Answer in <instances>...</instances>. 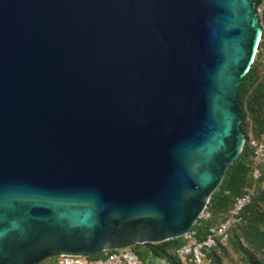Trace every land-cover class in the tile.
<instances>
[{
	"label": "water",
	"instance_id": "95a60500",
	"mask_svg": "<svg viewBox=\"0 0 264 264\" xmlns=\"http://www.w3.org/2000/svg\"><path fill=\"white\" fill-rule=\"evenodd\" d=\"M255 0H0V264L193 228L243 151Z\"/></svg>",
	"mask_w": 264,
	"mask_h": 264
},
{
	"label": "trees",
	"instance_id": "16d2710c",
	"mask_svg": "<svg viewBox=\"0 0 264 264\" xmlns=\"http://www.w3.org/2000/svg\"><path fill=\"white\" fill-rule=\"evenodd\" d=\"M257 8L263 0H255ZM264 29V11L260 15ZM241 109V128L246 134V144L236 161L227 170L220 187L211 196L207 206L209 217L199 218L193 228L197 236L203 238L210 227L222 223L240 195L254 189L252 201L242 212V221L237 223L228 238L219 237L207 258L201 264H264V163L257 166L252 139L264 141V32L257 56L248 73L243 77L238 93ZM256 167L261 175L254 177ZM185 243L184 237L173 238L159 243L168 255L147 245L131 248L138 254L143 264H150V258L165 260L164 264H197L178 253ZM99 253L92 258H98ZM49 259L43 264H50Z\"/></svg>",
	"mask_w": 264,
	"mask_h": 264
},
{
	"label": "built area",
	"instance_id": "2783aa9c",
	"mask_svg": "<svg viewBox=\"0 0 264 264\" xmlns=\"http://www.w3.org/2000/svg\"><path fill=\"white\" fill-rule=\"evenodd\" d=\"M264 5V0H263ZM260 9V7L257 8ZM263 36V35H262ZM262 39V38H261ZM251 145L255 150L257 166L264 163V141L252 139ZM261 175L259 167L254 171V177L258 179ZM254 189L237 197L228 217L220 224L210 227L208 234L199 238L197 231L192 228L183 237L185 243L178 249V253L188 257L193 263L201 264L207 258L208 252L217 245L218 238H228L233 227L242 221V212L252 201ZM207 208L200 218L209 217ZM98 258L92 256L61 255L53 258L50 264H143L138 254L131 248L106 250Z\"/></svg>",
	"mask_w": 264,
	"mask_h": 264
},
{
	"label": "crops",
	"instance_id": "0c3cea01",
	"mask_svg": "<svg viewBox=\"0 0 264 264\" xmlns=\"http://www.w3.org/2000/svg\"><path fill=\"white\" fill-rule=\"evenodd\" d=\"M150 264H164V261L159 258L152 257L150 258Z\"/></svg>",
	"mask_w": 264,
	"mask_h": 264
},
{
	"label": "rangeland",
	"instance_id": "374dc122",
	"mask_svg": "<svg viewBox=\"0 0 264 264\" xmlns=\"http://www.w3.org/2000/svg\"><path fill=\"white\" fill-rule=\"evenodd\" d=\"M263 11H264V5H261L260 9H258L259 15H262ZM257 140H259V139H257ZM260 141H262V140H260ZM163 261H165V260H163Z\"/></svg>",
	"mask_w": 264,
	"mask_h": 264
}]
</instances>
